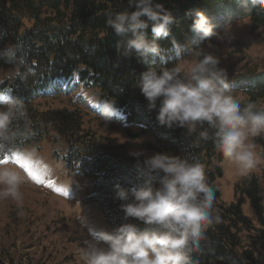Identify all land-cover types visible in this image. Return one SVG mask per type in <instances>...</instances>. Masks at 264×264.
Listing matches in <instances>:
<instances>
[{
  "label": "trees",
  "instance_id": "16d2710c",
  "mask_svg": "<svg viewBox=\"0 0 264 264\" xmlns=\"http://www.w3.org/2000/svg\"><path fill=\"white\" fill-rule=\"evenodd\" d=\"M235 0H157L171 10L175 23L168 38L161 40L159 54L145 60L135 53L130 58L117 55L115 44L119 39L107 25L109 16L132 11L128 0H0V49L10 43H21L22 52L35 76L26 80L17 76L0 85V92L9 99L24 101L27 118L35 132L29 138H18L14 145L0 152V159L24 153L29 146L41 144L55 132L66 144L62 158L69 173L85 176L93 183L94 193L88 197L103 213L111 229L125 222L120 205L115 199L116 184L127 189L142 185L148 176L141 170L143 161L136 155L123 154L103 145L102 138L84 130L82 113L73 106L62 109L46 108L38 100L41 93L62 89L63 86H81L95 89L114 107L127 125L139 126L150 132V147L158 152L181 156L199 163L206 179L214 189V215L220 222L206 230V237L198 250L192 252L198 264H264V198L261 179L255 175L244 177L236 186L240 196L228 203L216 187L223 178L225 158L211 140H198V132L188 134L186 129L168 128L156 119L157 109L150 110L148 101L135 86L140 73L160 65L172 66L187 52L177 50L192 34L195 13L206 15ZM255 26L264 27V11L250 8L246 14ZM209 17V16H208ZM148 38H152L151 29ZM15 68L0 59V70ZM241 91L247 102H264V73L258 72L246 85L231 87ZM159 105V101L157 102ZM24 121H14L13 129L23 128ZM207 127V125H205ZM263 149L264 135L255 137ZM162 175V174H160ZM160 175L153 174V183L159 187ZM249 200L257 215V226L245 216L242 206ZM143 226V225H141ZM0 264H25L24 256L9 250L0 253Z\"/></svg>",
  "mask_w": 264,
  "mask_h": 264
},
{
  "label": "clouds",
  "instance_id": "9594fccd",
  "mask_svg": "<svg viewBox=\"0 0 264 264\" xmlns=\"http://www.w3.org/2000/svg\"><path fill=\"white\" fill-rule=\"evenodd\" d=\"M260 2L250 0V5ZM128 7L133 10L118 12L106 21L119 38L117 55L130 58L135 53L146 60L159 54V42L170 36L175 23L172 11L157 0H128ZM245 10H250L247 3ZM192 31L203 39L219 35L203 11L195 13ZM21 52V43H10L0 49V59L12 64L16 75L26 80L35 76L36 70ZM220 63L213 53L197 48L190 58L170 67L162 64L140 73L135 86L149 102L150 110L158 107L160 125L183 128L188 134L202 129L198 140H211L238 175L247 176L257 164L255 145L249 139L264 135V106L251 101L242 105L232 94L226 69ZM114 103H104V116L109 118L115 111ZM19 120L24 121L23 128L13 129V122ZM34 135L23 100L13 99L0 107V152L18 138ZM21 155L26 161L34 159L33 152ZM141 170L148 176L142 185L114 187L115 199L122 201L124 220L137 222L96 232L80 250L78 264H198L192 252L199 249L206 230L220 222V216L214 215L215 192L204 168L181 156L158 152L143 161ZM154 173L162 174L159 187L153 183ZM24 183L25 177L15 168L0 165V200L22 206Z\"/></svg>",
  "mask_w": 264,
  "mask_h": 264
},
{
  "label": "rangeland",
  "instance_id": "374dc122",
  "mask_svg": "<svg viewBox=\"0 0 264 264\" xmlns=\"http://www.w3.org/2000/svg\"><path fill=\"white\" fill-rule=\"evenodd\" d=\"M246 3L249 8L264 11V0L254 7L250 5V0H235L208 13L219 35L203 39L201 34L192 32L185 39L184 47L179 49L180 52H187L181 60L190 58L197 48L213 53L219 57L220 66L226 69L230 87L246 85L258 72L264 73V27L255 26L248 17L241 18L249 12L245 10ZM226 29L229 30L227 33ZM180 52L179 55L182 54ZM15 77V68L1 69L0 85ZM233 95L239 97L241 102L247 100L241 91ZM102 100L98 90L74 86L38 100V103L46 108L73 106L78 109L84 118V130L104 139L103 145L107 148L131 155L142 152L143 155L138 156L142 161L158 153L150 147L149 143L153 142L150 132H143L139 126L125 125L117 111L109 118L104 116L101 112L104 105ZM9 102L8 95L0 94V107ZM258 106H264V102ZM255 140L250 138L249 143L255 145ZM26 149L24 153H34L33 160L26 161L17 154L7 164L0 162V165L13 167L25 177L21 187L22 206L12 200H0V253L9 250L20 254L24 256L25 264H78L79 252L89 241L85 239L81 222L83 227L84 222H89L90 226L107 228L105 224L103 227L102 215L97 208L86 204L87 196L93 192L92 182L65 169L61 158L65 155L66 144L53 131L41 144ZM254 151L257 164L247 176H257V172L260 174L264 196V157L260 155V148L255 146ZM223 170V178L217 181L216 186L221 190L223 199L232 203L240 197L236 193V186L242 184L245 176L238 175L235 166L228 161H224ZM36 171L53 180L50 183L45 180L43 187L39 183H32L35 179L32 172ZM68 192H72L70 194L77 200L75 207L69 208L66 201L64 204L62 198ZM246 202L242 206L243 211H246V216L248 213L253 217L249 219L257 226V215L250 203L246 210ZM70 204H75V201L71 199ZM91 231L96 234L94 229Z\"/></svg>",
  "mask_w": 264,
  "mask_h": 264
},
{
  "label": "crops",
  "instance_id": "0c3cea01",
  "mask_svg": "<svg viewBox=\"0 0 264 264\" xmlns=\"http://www.w3.org/2000/svg\"><path fill=\"white\" fill-rule=\"evenodd\" d=\"M32 174H33L32 175V178L33 177L35 178V179H33V182L32 183H34V184L39 183L40 186H43L44 183H46L45 180H47V182H49V183L53 180V179H48L47 177H44V175L42 173H38L37 171L36 172H32ZM257 174L260 175L258 172H257ZM67 195H69L71 198L70 199H67L66 198L64 201H66L70 206H73L74 204L73 205L70 204V201H71V199L73 201L74 200V197L70 194V192H68ZM262 195H263V187H262ZM74 201H75V204H77V200H74ZM246 204H247V208H246V210H247V209H249V206H248L249 205V201H247ZM245 214H246V211H245ZM247 216L249 218L253 219V217L250 214H248V213H247ZM82 220H83V218H82ZM83 222H84V220H83ZM84 224H87V223L84 222ZM103 227H104V224H103ZM88 229L87 228H84V231H85V239L86 240H91L94 237L93 234H95V232L91 231L92 229H94L96 232H98L99 230H101V228H91V230H89V231H88ZM103 229H106L107 230V228H105V227Z\"/></svg>",
  "mask_w": 264,
  "mask_h": 264
}]
</instances>
